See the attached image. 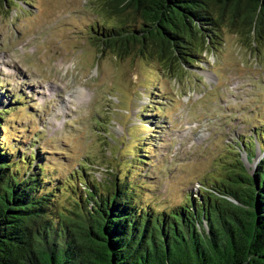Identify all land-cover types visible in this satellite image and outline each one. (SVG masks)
I'll use <instances>...</instances> for the list:
<instances>
[{"label":"rangeland","instance_id":"1","mask_svg":"<svg viewBox=\"0 0 264 264\" xmlns=\"http://www.w3.org/2000/svg\"><path fill=\"white\" fill-rule=\"evenodd\" d=\"M1 1L0 111L9 113L0 139L23 142L26 156L47 153L53 180L81 176L82 163L102 185L107 170L133 171L144 205L167 210L222 176L225 144L264 123V39L225 28L202 64L164 74L145 56L99 54L93 29L116 21L105 0ZM255 150L250 162L236 150L249 173Z\"/></svg>","mask_w":264,"mask_h":264},{"label":"trees","instance_id":"2","mask_svg":"<svg viewBox=\"0 0 264 264\" xmlns=\"http://www.w3.org/2000/svg\"><path fill=\"white\" fill-rule=\"evenodd\" d=\"M104 6L116 21L93 29L99 54L145 56L164 74L202 64L208 50L221 46L225 28L264 39V0ZM8 113L0 111V130ZM253 129L252 138L225 144L232 158L222 176L167 210L144 205L146 187L133 171L107 170L111 180L102 185L83 175L82 163L81 176L53 180L43 167L47 153L26 156L23 142L6 147L0 139V264H264V123ZM255 142L259 158L249 173L236 150L250 162Z\"/></svg>","mask_w":264,"mask_h":264}]
</instances>
